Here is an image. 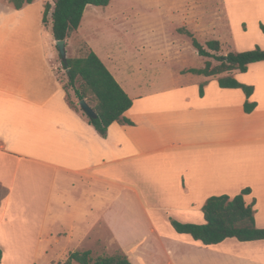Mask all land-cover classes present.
<instances>
[{"label":"crops","instance_id":"crops-1","mask_svg":"<svg viewBox=\"0 0 264 264\" xmlns=\"http://www.w3.org/2000/svg\"><path fill=\"white\" fill-rule=\"evenodd\" d=\"M231 2L226 7L233 9ZM48 3L55 5L33 0L16 9L0 0V264L29 249L46 264L66 262L108 241L132 264H264V240L204 246L168 221L173 214L181 223L205 224L209 198L250 189L246 204H254L256 226L264 229V62L217 77L173 70V77L205 84L203 96L183 85L163 89L166 80L155 69L165 61L136 57L123 68L121 29L104 8L88 6L72 38L98 55L133 100L125 114L133 125L114 123L103 138L66 102L53 9L43 22ZM92 7L89 19L107 22L97 43L83 34ZM232 9L226 15L236 52L244 35L236 37L241 24ZM66 46L69 52L71 39ZM228 75L254 87L252 96L221 88L218 78ZM247 101L256 104L251 113Z\"/></svg>","mask_w":264,"mask_h":264},{"label":"trees","instance_id":"trees-1","mask_svg":"<svg viewBox=\"0 0 264 264\" xmlns=\"http://www.w3.org/2000/svg\"><path fill=\"white\" fill-rule=\"evenodd\" d=\"M9 2L16 9H22L33 0H9ZM111 2L112 0H56L54 7L49 3L45 5L43 22L47 24V16L53 9L54 39L68 41L80 28L88 6L106 8ZM260 29L264 33L263 24L260 25ZM182 32L191 38L193 47L202 58L214 59L219 63L214 65L211 60H207L203 68L189 71L194 75L217 77L234 71L246 73L251 64L264 62V50L260 48L245 52L232 51L222 55L223 48L220 41H209L204 46L190 31ZM60 60L67 77V83L63 88L68 106L76 112H83L79 103L86 101L97 114L96 118L88 117V122L103 138L107 137L108 129L114 123L133 125V122L125 116L126 112L132 108L133 100L95 52L89 49L83 57H67L63 60L60 56ZM218 83L221 88L241 89L247 98L254 93V87L240 83L232 75L219 77ZM204 86L205 84L201 85V96L204 95ZM70 90L74 92L78 104L72 100ZM255 108V103L246 102V113H251ZM250 193V189H245L233 198L228 195L209 198L202 209L205 224L181 223L174 219H170V222L178 234L189 235L194 241L201 242L204 246L218 245L227 239H236L240 242L264 240V229L256 226L254 204L247 205L245 201V196ZM2 257L3 252L0 249V263ZM62 264L132 263L122 250L111 256L101 255L96 258L92 251L84 250L71 253L68 260Z\"/></svg>","mask_w":264,"mask_h":264},{"label":"rangeland","instance_id":"rangeland-1","mask_svg":"<svg viewBox=\"0 0 264 264\" xmlns=\"http://www.w3.org/2000/svg\"><path fill=\"white\" fill-rule=\"evenodd\" d=\"M49 1L56 2V0ZM226 1L112 0V6L110 5L109 9L104 8V15L106 18H111L122 31L121 42L118 43L120 48L119 51L117 50L122 58V61H120L122 67L131 68L130 64L131 62L133 64L136 63V57L156 61L164 60V64L156 65L155 69L156 71L160 70L158 72L161 74L159 77H163L166 80L163 89H172L173 85H183L184 87L180 88L186 89L188 93L199 92L203 83L199 82L197 78L179 79L176 76L173 77L172 73L176 74L177 72L173 70L186 66L184 72L188 73L191 68H203L207 60H211L214 65L219 63L214 59L202 58L193 47L191 38L182 31L188 30L193 33L195 38L204 46L209 41H221L223 46L222 55L232 52L231 48L234 42L232 33L229 35L226 15V11L232 8L226 7ZM233 1L235 3H229V7L236 4V8L242 9V12L238 11L234 6L232 9L236 12L235 20L241 24L237 28L236 37L241 38L244 35L243 42H240L238 47H236V52H240L244 46L246 47L243 52L257 48L264 50V33L260 29V25H264V5H260L261 1L258 5L256 0ZM93 9L95 8H90L86 14L83 34H86V36L97 43L95 34L104 30L107 22L101 18L92 22L89 19V16H91L89 14ZM50 12L47 16V22ZM245 31H247L246 34L244 33ZM116 34L120 35V32ZM217 38L221 39L218 40ZM71 41L73 46L69 48L67 57L79 58L85 56L89 50L86 43L76 38H71ZM144 46L145 50H143ZM56 64L59 77L66 84L67 77L62 67L60 56L56 58ZM128 80L131 82L130 75ZM70 93L72 100L78 104L74 92L70 90ZM167 99L174 100L172 95L168 96ZM80 109L82 110L81 107ZM170 219L177 221L178 219L176 215H168V221L172 228ZM107 237L108 234L105 233V238L107 239ZM119 250L120 248L114 242L108 241L101 243L99 248L93 250V256L95 258L101 255L111 256ZM28 251L26 255L24 253L22 256L16 254L12 258L8 257L6 263L3 264H46L47 259H36L34 250L29 249ZM63 262L64 259L59 258L54 261V264H62Z\"/></svg>","mask_w":264,"mask_h":264},{"label":"water","instance_id":"water-1","mask_svg":"<svg viewBox=\"0 0 264 264\" xmlns=\"http://www.w3.org/2000/svg\"><path fill=\"white\" fill-rule=\"evenodd\" d=\"M56 46L58 47L59 54L63 60L67 59V50H66V41H56ZM83 112L89 118H96V112L90 107V105L86 101H81L79 103Z\"/></svg>","mask_w":264,"mask_h":264}]
</instances>
